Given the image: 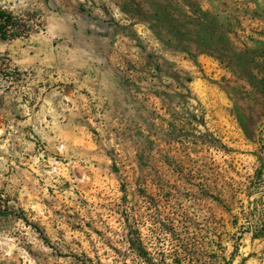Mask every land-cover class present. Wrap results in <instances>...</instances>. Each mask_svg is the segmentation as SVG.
Listing matches in <instances>:
<instances>
[{"label": "rangeland", "instance_id": "obj_1", "mask_svg": "<svg viewBox=\"0 0 264 264\" xmlns=\"http://www.w3.org/2000/svg\"><path fill=\"white\" fill-rule=\"evenodd\" d=\"M0 9L10 39L44 36L37 47L106 67L127 105L116 128L94 126L97 157L73 162L31 116L41 91L28 71L0 57V264H143L127 232L156 264H264V50L251 46L264 0Z\"/></svg>", "mask_w": 264, "mask_h": 264}, {"label": "crops", "instance_id": "obj_2", "mask_svg": "<svg viewBox=\"0 0 264 264\" xmlns=\"http://www.w3.org/2000/svg\"><path fill=\"white\" fill-rule=\"evenodd\" d=\"M259 25L264 31V22ZM46 39L31 36L0 40V57H9L19 70L28 71L32 84L41 91L39 102L34 104L39 110L31 116H42L49 124H54L50 131L57 133L55 139L59 144L66 148L73 146V162H89L97 157V152L87 151V148L102 149L95 145L94 126L100 128L101 124L112 123L114 125L109 126L116 128L127 106L123 97L126 88L114 80L106 67L90 66L81 57L62 58L63 54L54 48L37 47ZM251 46L262 53L264 35L257 37ZM259 58L253 56L252 60Z\"/></svg>", "mask_w": 264, "mask_h": 264}, {"label": "trees", "instance_id": "obj_3", "mask_svg": "<svg viewBox=\"0 0 264 264\" xmlns=\"http://www.w3.org/2000/svg\"><path fill=\"white\" fill-rule=\"evenodd\" d=\"M14 18L7 11L0 9V40L5 41L13 37H18L20 35L15 28ZM242 125V124H241ZM244 129V126H241ZM7 216V209H0V219L5 218ZM125 221H129V219H125ZM26 224H28L26 222ZM168 227V226H167ZM37 229V228H36ZM173 228L163 229L164 232L173 231ZM38 230V229H37ZM39 231V230H38ZM173 233V232H170ZM138 232H127L125 234V240L128 243V247L125 249L127 252L132 254L135 257V260L142 262L143 264H156L154 260L151 258L147 249L143 247L139 240ZM258 236V233L256 234ZM119 250H115L117 252ZM121 252V251H120ZM232 262L230 261L229 264ZM83 264H88L84 262Z\"/></svg>", "mask_w": 264, "mask_h": 264}]
</instances>
